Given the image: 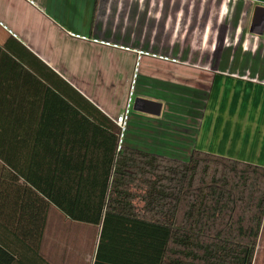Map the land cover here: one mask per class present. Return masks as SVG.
Masks as SVG:
<instances>
[{"label": "crops", "instance_id": "obj_1", "mask_svg": "<svg viewBox=\"0 0 264 264\" xmlns=\"http://www.w3.org/2000/svg\"><path fill=\"white\" fill-rule=\"evenodd\" d=\"M263 24L264 0H0V175L12 169L6 158L27 164L34 143L86 135L89 121L69 99L78 101L76 91L117 124L137 50L170 59H140L126 146L264 166ZM96 235L51 206L41 255L93 264ZM16 238L1 218L0 246L15 253L0 248V264H36ZM255 264H264V224Z\"/></svg>", "mask_w": 264, "mask_h": 264}, {"label": "trees", "instance_id": "obj_2", "mask_svg": "<svg viewBox=\"0 0 264 264\" xmlns=\"http://www.w3.org/2000/svg\"><path fill=\"white\" fill-rule=\"evenodd\" d=\"M76 93L69 99L89 121L86 135L57 147L34 143L27 164L6 158L12 169L0 175V221L32 263L48 264L41 245L51 206L96 229L93 264L256 263L264 166L199 149L188 160L124 142L118 149L121 128Z\"/></svg>", "mask_w": 264, "mask_h": 264}, {"label": "built area", "instance_id": "obj_3", "mask_svg": "<svg viewBox=\"0 0 264 264\" xmlns=\"http://www.w3.org/2000/svg\"><path fill=\"white\" fill-rule=\"evenodd\" d=\"M262 34L264 35V28H263V32ZM73 36H76L78 38H83V39H87L86 36H82L80 34H76V33H72ZM96 41H98L97 39H94ZM124 48V47H123ZM128 49V48H126ZM143 56H153V57H159L162 59H170L168 56H164V55H159L156 53H151L149 51L146 50H137V57H138V61H137V66H136V71H135V75H134V79H133V85L131 87V91H130V95L128 98V102L126 105V108L123 112H121L118 117L116 118V122L118 124V126L121 128V134H120V139H119V145H118V149L121 148L123 142H124V136H125V132L127 130L128 124H129V120H130V114H131V109H132V103H133V89H134V84H135V78H136V72L138 70V65L140 64V59ZM172 61H176V59L172 58Z\"/></svg>", "mask_w": 264, "mask_h": 264}, {"label": "rangeland", "instance_id": "obj_4", "mask_svg": "<svg viewBox=\"0 0 264 264\" xmlns=\"http://www.w3.org/2000/svg\"><path fill=\"white\" fill-rule=\"evenodd\" d=\"M79 230H80V231H87V232H88V229H87V228H84V227L79 228ZM95 234H96V229H95Z\"/></svg>", "mask_w": 264, "mask_h": 264}, {"label": "water", "instance_id": "obj_5", "mask_svg": "<svg viewBox=\"0 0 264 264\" xmlns=\"http://www.w3.org/2000/svg\"><path fill=\"white\" fill-rule=\"evenodd\" d=\"M264 28V24H263V26H262V29ZM263 32V30H261V33Z\"/></svg>", "mask_w": 264, "mask_h": 264}]
</instances>
